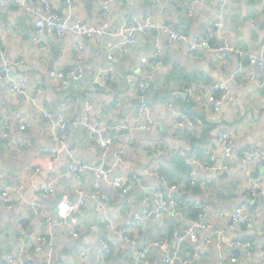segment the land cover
Listing matches in <instances>:
<instances>
[{
	"label": "crops",
	"instance_id": "crops-1",
	"mask_svg": "<svg viewBox=\"0 0 264 264\" xmlns=\"http://www.w3.org/2000/svg\"><path fill=\"white\" fill-rule=\"evenodd\" d=\"M37 1L39 11L47 18L57 13L61 19L68 16L81 19L87 26L102 25L105 21L106 0ZM44 2L50 5L49 9ZM221 4L226 6V24L217 28ZM127 6L126 0L110 8L116 16L127 13L124 20L145 21L151 17L173 29H182L188 42H173L169 33L156 29L139 34L129 52L114 49L112 56L109 51L121 40L115 33L123 21L114 33H106L98 42L96 38L78 39L72 33L64 37L37 35L36 17L14 4L0 7V34L4 36L0 64L8 61L24 65L12 67L11 77L0 80V179L5 187L25 186L20 194H13L9 202L0 205V264H99L97 253L104 234L111 243L108 264H163L162 249L156 246L158 241L172 249L177 264H189L188 260L194 256L192 264H264V196L260 193L255 200L251 196L255 185L264 186V159L252 158V162L239 159L246 149L264 150V73L253 67L250 70L253 79L243 76L235 83L232 78L249 66L247 56L232 54L223 64L208 51L192 46L194 40H209L214 45L241 49L248 56H261L264 0H134L133 7ZM79 44L83 46L82 52ZM157 44L163 48L158 65L148 64L141 72L139 65L151 58ZM81 54L92 62L95 74L85 75L89 76V82L70 84L67 90L60 91L51 73L80 64ZM110 70L113 78L108 79ZM100 77L101 86L93 87ZM141 79L150 85L147 97L157 126L153 134L134 131L143 121L138 112L142 99L137 86ZM14 80L28 84L26 98L11 89ZM223 83L228 85L230 96L217 110L208 91L214 84ZM88 100L93 102L103 125L122 127L119 134L108 131L116 142L106 162L115 164L117 149L125 152L116 176L140 172V179L132 185L127 199L106 184L99 191L94 187L91 168L102 159L97 148L87 141V130L80 124ZM41 109L67 118L66 141L58 142L52 137L51 122L41 114ZM174 112L201 118L205 126L181 128L174 120ZM18 117L30 121L31 126L24 134L18 126ZM205 129L207 134L203 136ZM223 132L236 142L234 159L224 172L228 177L221 179L223 173H216L211 190L191 186L177 193L181 197L177 213L161 217L152 214L156 208L151 192L154 187L167 193L171 185H185L194 177L210 178L206 172L210 171L207 166L211 157L218 162L223 157L220 142ZM23 139L26 143L21 146ZM199 140L204 141L202 159L194 152ZM157 145L164 148L157 150ZM71 156L84 159L90 170L79 177L70 174ZM191 156L200 159V163L192 162ZM177 157L185 165L175 163ZM153 166L160 167L157 174L147 172ZM50 182L55 184V194L39 196L38 187ZM78 187L89 195L81 213L63 221L57 215V203L65 195L71 201L78 200L74 196ZM103 192L109 194L108 202L101 197L93 199V195ZM247 202L251 203L249 228L233 223L230 217L231 212ZM35 203L41 205V210L34 208ZM195 203L207 206L204 220L212 224L209 229L196 230V241L190 236L183 238L186 234L179 237L198 219ZM223 211L228 214L222 216ZM145 212H151L149 219L134 224L136 216ZM107 221L114 222L116 228L109 230ZM73 226L78 236L73 234ZM217 232L222 233L227 254L235 257L236 262H220ZM237 240H250L257 249L250 257L242 250L230 251L229 245ZM38 245L40 251L36 250ZM195 247L200 251L198 256L194 254Z\"/></svg>",
	"mask_w": 264,
	"mask_h": 264
},
{
	"label": "built area",
	"instance_id": "built-area-1",
	"mask_svg": "<svg viewBox=\"0 0 264 264\" xmlns=\"http://www.w3.org/2000/svg\"><path fill=\"white\" fill-rule=\"evenodd\" d=\"M126 0H106L104 7V16L105 21L102 25H91L87 26L81 19H74L72 16H68L65 19H61L57 13H52L48 18L44 17L39 11V4L37 0H0V7L5 5L14 4L18 9L27 12L29 15L36 17V27L37 35L47 34L48 36H58L64 37L69 33H72L78 39L85 38L87 40L96 38L98 42H101V38L107 33L109 29L113 17V13L111 10V6L113 4H120L125 2ZM69 3H72L71 0H68ZM44 6L46 9L50 8V5L47 2H44ZM219 15L217 21L215 23L217 28H223L226 24V6L225 4H221L219 9ZM192 14V11L189 12ZM124 22V23H123ZM121 23L117 33L115 36L121 38L119 43L114 47L111 51H109V55L113 56L114 49H119L121 52L127 53L132 47L137 43V36L139 34H147L152 30H159L160 32L169 33V36L173 42H188V36L182 29H173L171 26L159 23L156 20L148 17L145 21L129 19L126 18ZM4 40V36L0 34V54H2V42ZM192 46L195 50H206L211 53L213 56L218 58L221 63L225 64L227 60L231 57L232 54H239L241 56L248 57V67H243L239 73V76L232 78L235 83H239L240 77L246 76L248 79H253V73L250 71L251 68L257 67L262 73H264V46H263V54L258 57L248 56L243 50L235 48L229 45H214L209 40L201 41L194 40L192 42ZM79 51L82 52L83 46L79 44ZM163 53V48L161 44H157L155 50L152 53L151 58H147L145 62H142L138 69L141 72L144 71L146 66L150 64L151 66H157L159 63V58ZM112 56L110 58H112ZM80 64L74 65L73 67L65 70H60L56 72H52L51 76L57 84V87L60 91H65L70 86L72 80H79L83 78L86 74L94 75V67L92 62L83 58L82 54L79 56ZM23 67V62H8L5 61L0 64V80L9 79L11 77L12 67ZM105 73V72H104ZM154 75V74H153ZM113 78V70L109 71L108 79ZM149 83L140 80L138 82V89L141 96V102L138 107V112L140 116L143 118L141 124L135 126L134 131L143 132L145 134H153L156 129V123L152 118V106L148 100V92H149ZM260 87H263V84L259 83ZM11 89L15 92H18L22 96H27L29 86L26 82L12 81ZM209 100L215 105V108L218 110L224 102L230 96V89L226 83L223 84H214L208 91ZM174 105H170V109H173ZM41 114L51 122V135L52 137L58 141L63 142L68 138V133L66 130L68 128L67 118L64 115H58L53 112H49L45 109H41ZM174 120L177 125L181 128L185 127H193L199 126L204 127L205 123L201 118H188L184 117L180 112H174ZM81 126L87 130L88 133V141L97 148L98 154L102 159V162L97 166H94L92 169L93 177H94V187L96 190H101L102 184L108 185L111 189L116 190L120 196L124 199H127L128 195L131 192L132 185L140 179V172L135 171L131 174H127L124 176H116L117 169L120 164L124 162L125 152L122 148H119L115 151V164L109 165L106 162L108 156L112 153L114 142H116V138L114 136H109L108 131L112 130L114 133L119 134L122 127L113 126L108 127L102 124L101 118L96 114L94 109V104L91 101H86L84 104V110L82 114ZM18 126L22 134H24L28 128L31 126L30 121L23 118L18 117ZM125 128V127H123ZM115 133V134H116ZM220 142L223 148V157L218 162L215 160V157H211V162L207 166L208 170L213 173H224L227 172L230 168V163L234 159V149L236 147L235 140L228 134L223 132L220 136ZM25 140L21 141V146L25 145ZM163 146L157 145L156 149L161 150ZM164 148V147H163ZM252 158L264 159V150L261 148L254 149H246L242 152L239 159L242 162H252ZM191 161L195 163H200V159L196 156H191ZM87 170H90L87 162L77 156H71L68 172L76 177L81 176ZM160 170V167L153 166L151 170L147 172H151L157 174ZM214 177L199 179L194 177L191 180V185L196 186L199 182L200 184L206 188L207 190H211V186L213 183ZM3 180L0 179V205L7 203L11 200L13 194H20L24 189V184H18L17 186H3ZM208 186H210L208 188ZM186 184H174L169 186L168 192L164 193L162 188L154 187L152 189V198L154 204L156 205L155 211L152 213L157 217H161L163 214H174L177 213L181 201L179 197L175 194L176 191L180 189H185ZM55 184L50 182L46 186L38 187V195L41 197H47L49 195L55 194ZM264 196V186L255 185L251 190L252 200H255L259 197V194ZM94 194V193H93ZM90 194V195H93ZM77 196L79 199L75 201L70 200L69 195H65L58 203H57V215L63 221H68L76 212L77 214L81 213L83 203L85 198L87 197L86 191L78 187L74 191V196ZM93 199L96 197H101L102 200L108 202L110 200L109 194L103 192L99 196L93 195ZM198 211V219L195 223L188 227L186 230V237H193L195 241L197 240L196 230L199 228L209 229L212 227V224L208 223L204 220V214L207 211V206L204 203H195L194 205ZM34 208L37 210H41V205L38 203L34 204ZM251 208V203L247 202L238 206L233 212L230 213V217L233 223L250 227L252 223V217H249L248 211ZM228 214L223 211L221 213L222 216ZM151 215V212H145L141 215H137L135 218L134 224L144 223L146 222ZM106 227L109 230H114L116 225L114 222H105ZM72 232L75 236H78V232L75 227H72ZM122 235H125L122 233ZM220 240L218 243V249L220 251V259L221 263L230 260L232 262H236L237 259L235 257H230L227 254V247L224 245L223 235L221 232H217ZM126 240L132 241V239L128 236H125ZM43 238H41L42 240ZM156 246H160L162 249L163 256V264H177L176 254L172 252V249L166 246L163 242H157ZM262 247V246H260ZM230 251L242 250L247 257H250L254 251L257 249L256 245L250 240H237L233 241L229 245ZM36 250H41L40 246L36 247ZM111 254V243L107 234H104L100 239V248L97 253L99 264H108V257ZM195 255H199L200 251L198 247H195L194 250ZM196 257H191L187 263L192 264L195 261ZM50 264V263H48Z\"/></svg>",
	"mask_w": 264,
	"mask_h": 264
},
{
	"label": "water",
	"instance_id": "water-1",
	"mask_svg": "<svg viewBox=\"0 0 264 264\" xmlns=\"http://www.w3.org/2000/svg\"><path fill=\"white\" fill-rule=\"evenodd\" d=\"M127 2H128V8H130L131 6L133 7V4H134V0H127ZM127 14V13H126ZM126 14H124V15H122V16H116V15H113V17H112V21H111V25H110V27H109V29L107 30V33H114L115 32V30H116V28L119 26V24L124 20V18L126 17ZM154 33L156 34V33H158L157 31H154ZM84 44H85V40H83L82 41ZM118 78H119V75H116ZM101 79H102V77H100V78H98L97 79V81L94 83V84H92L93 85V87H100L101 85H100V81H101ZM90 81V79H89V76H84L83 78H81V79H79V80H72L71 81V84H73V85H78V84H82V83H84V82H89ZM90 87H91V85H90ZM27 96H22V98H26ZM77 121H80V120H77ZM67 130H69L68 128H67ZM192 166H194V164H192ZM195 167V166H194ZM200 173H202L203 171L201 170V168L200 167H195ZM207 174H209L210 175V177H214L215 176V173H213V172H210V171H207L206 172ZM226 177H228V174L227 173H223L221 176H220V178L221 179H224V178H226ZM155 216H153V218H154ZM185 235V233L184 232H180V234H179V237H183ZM139 254V252H137V255Z\"/></svg>",
	"mask_w": 264,
	"mask_h": 264
},
{
	"label": "trees",
	"instance_id": "trees-1",
	"mask_svg": "<svg viewBox=\"0 0 264 264\" xmlns=\"http://www.w3.org/2000/svg\"><path fill=\"white\" fill-rule=\"evenodd\" d=\"M208 131V130H207ZM205 132V133H204ZM203 134V136H206V134H207V132H206V129L205 130H203V132H202ZM87 141H88V139H87ZM194 142H195V140H194ZM201 142L203 143L204 141H201V140H199V141H197V143H195V147H194V152H196L197 153V156H198V158H200V159H202L201 157H202V147H201ZM211 160V159H210ZM211 162V161H210ZM175 163H177V164H179V165H181V164H184L185 165V161L184 160H182V159H180L179 157H177V159H175ZM191 186H193V185H191V180H189L187 183H186V187H185V189H180L178 192H176L175 194L178 196V194L177 193H179V192H184V191H187L188 189H189V187H191ZM210 186H208V188H209ZM206 190V188H204L201 184H200V182L196 185V188H193V189H198V190ZM179 197V196H178ZM180 198V200H181V197H179Z\"/></svg>",
	"mask_w": 264,
	"mask_h": 264
}]
</instances>
